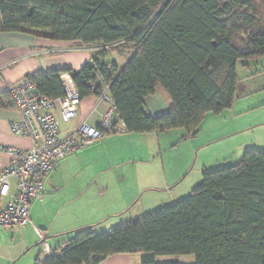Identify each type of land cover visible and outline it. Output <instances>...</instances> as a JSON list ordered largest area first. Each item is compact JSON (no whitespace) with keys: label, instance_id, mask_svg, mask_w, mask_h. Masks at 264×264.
I'll return each instance as SVG.
<instances>
[{"label":"trees","instance_id":"obj_1","mask_svg":"<svg viewBox=\"0 0 264 264\" xmlns=\"http://www.w3.org/2000/svg\"><path fill=\"white\" fill-rule=\"evenodd\" d=\"M0 32H23L94 47L79 70L27 75L51 99L64 96L69 73L81 99L106 89L116 105L104 136L183 128L194 137L209 112L231 108L238 62L264 56V0H0ZM108 52L129 53L119 65ZM161 86L173 109L153 116L145 99ZM10 100L0 93V107ZM99 125V124H98ZM103 136V137H104ZM35 264H97L117 253L194 255V264H264V150L204 170L189 196L109 231L77 229Z\"/></svg>","mask_w":264,"mask_h":264},{"label":"crops","instance_id":"obj_2","mask_svg":"<svg viewBox=\"0 0 264 264\" xmlns=\"http://www.w3.org/2000/svg\"><path fill=\"white\" fill-rule=\"evenodd\" d=\"M95 50L93 46L79 42L53 41L23 32H0V93L8 91L10 85L27 75L64 67L79 70L92 59ZM129 58V53L108 52L105 56L106 61L114 60L121 66ZM145 104L153 116L173 109L171 98L161 86L146 97ZM106 108L107 105L99 103L96 96H87L73 122L61 120V128L67 131L81 121L98 125ZM19 118L11 100L0 107V145L22 149L32 146L29 137L11 130L12 122ZM168 134L184 135L185 130L127 133L124 128L122 132L106 135L69 154L44 177L43 195L31 204V223L12 230L0 227V242L10 235L12 239L20 236L25 248L45 241L47 248L40 250L38 255L44 258L47 249L53 251L61 245L55 246L57 242L50 239L56 235L85 227H91L95 232L109 231L134 219L135 216L130 218L127 214L143 204L144 198H151L152 209L159 207L163 204V193L172 196L173 188L184 172L183 169L181 173L180 170L173 174L162 173L159 160ZM13 160L12 153L0 150V167ZM156 198H160V202H153ZM172 200L176 201V196ZM16 258L17 254L11 261ZM97 264L142 262L138 253H117Z\"/></svg>","mask_w":264,"mask_h":264},{"label":"rangeland","instance_id":"obj_3","mask_svg":"<svg viewBox=\"0 0 264 264\" xmlns=\"http://www.w3.org/2000/svg\"><path fill=\"white\" fill-rule=\"evenodd\" d=\"M238 74L237 95L231 108L220 113H207L194 137L168 134L164 139L163 153L159 160L162 173L173 174L179 170L181 173L183 169L184 172L173 188L172 196L163 193V204L159 207L171 205L189 196L202 181L204 170L237 164L247 149L264 150V56L250 60L248 65H244L242 60L239 61ZM173 195L176 196V201L172 200ZM159 199L156 198L153 202H160ZM150 201L151 198H144V203L127 216L138 218L151 212L154 209L149 205ZM11 237L10 235L0 242V264H34L40 250L47 248L44 246L45 241L25 248L20 236H15L14 239ZM69 237L70 234L62 233L50 239L57 242L55 246H58ZM16 254L17 258L11 261ZM158 261L194 264L195 257L166 255L159 256Z\"/></svg>","mask_w":264,"mask_h":264},{"label":"built area","instance_id":"obj_4","mask_svg":"<svg viewBox=\"0 0 264 264\" xmlns=\"http://www.w3.org/2000/svg\"><path fill=\"white\" fill-rule=\"evenodd\" d=\"M66 88L64 96L51 99L41 93L28 77L9 86L10 100L20 114L11 130L32 140L29 149L0 145V150L13 154L14 160L0 167V227L12 230L31 223V204L43 195L44 177L60 160L94 141L103 138L105 129H112L117 121V108L106 89L96 96L107 108L99 125L81 121L67 131L60 121L72 123L82 102L69 73L61 75ZM13 181L15 184L13 185ZM51 251L47 249V254Z\"/></svg>","mask_w":264,"mask_h":264}]
</instances>
